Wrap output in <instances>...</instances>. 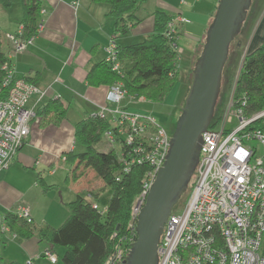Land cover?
I'll return each mask as SVG.
<instances>
[{
    "label": "built area",
    "instance_id": "2783aa9c",
    "mask_svg": "<svg viewBox=\"0 0 264 264\" xmlns=\"http://www.w3.org/2000/svg\"><path fill=\"white\" fill-rule=\"evenodd\" d=\"M44 12L40 9V16ZM185 22L183 17H176L169 22L164 33L169 46L178 54L176 27ZM41 27L40 22L37 29ZM5 39L10 45V53L19 54L33 44L34 36L25 35L22 23L14 32L6 34ZM106 51L104 61L112 72L120 74L115 37L110 40ZM7 58L10 61V57ZM1 67L5 72L2 87L8 89L6 97L0 101V171H3L11 165L30 134L35 114L27 104L32 96L41 92L34 84L15 77L10 62ZM234 89L232 87L218 129H207L201 135L194 185L185 208L177 214L171 212L163 227L156 251L157 264H264L260 247L264 237V134L252 128V122L264 117V109L247 117L243 111L246 101L242 98L236 100ZM106 96L116 108H101L87 118L112 116L117 133L124 135L126 152L120 156L123 173H128L134 165L149 167L142 179V190L131 206V221L127 227L129 246L115 245L103 262L123 264L136 238L137 215L157 170L164 164L171 138L165 129L155 124L151 114L126 111L119 105L127 98L134 100L126 95L121 85L110 86ZM104 137L110 145L116 143L112 131H107ZM253 141L263 148L260 156L255 155L256 148L248 145ZM92 207L97 209L95 204ZM13 213L27 224L33 222L31 212L24 205H19ZM0 225L3 236L10 233L9 227ZM10 234L12 239L17 238ZM43 257L50 263L56 261V256L48 250L43 251ZM25 264L32 263L28 260Z\"/></svg>",
    "mask_w": 264,
    "mask_h": 264
},
{
    "label": "trees",
    "instance_id": "16d2710c",
    "mask_svg": "<svg viewBox=\"0 0 264 264\" xmlns=\"http://www.w3.org/2000/svg\"><path fill=\"white\" fill-rule=\"evenodd\" d=\"M94 1L109 6L106 16L114 20L113 28L116 38L124 36L129 29L139 23L133 14L134 10L147 0ZM258 1L256 0L255 5ZM253 3L252 0L240 31L229 44L228 58L223 66L220 92L214 108V115L209 123V130L218 129V123L224 108L227 106L228 97L234 84V98L236 100L242 98L246 101L243 111L247 117H251L252 114L264 109V46L246 53L245 57L241 56L242 44L248 34L249 25L246 20L255 12ZM216 7L217 5L214 8L213 16L216 13ZM22 9L21 24H24L25 35L32 37L37 33V26L40 23V3L36 0H23ZM152 15V33L143 41L124 46L116 44L117 60L121 64L120 74L112 72L107 62L103 60V62L91 65L85 77L87 85L90 87L112 86L115 85V82L120 81L124 84L123 90L126 95L139 96L132 102L144 97V100L154 103H160L169 94L168 92L177 86L180 82L178 79L179 71L177 70L180 60L179 54L169 46V41L164 36L169 22L176 17L172 19L160 9L155 10ZM176 28L178 34L180 26ZM205 37L206 35L196 46L198 51L190 68L191 79L193 66L203 50ZM176 41L177 38L175 43ZM232 44L235 45V48L230 53ZM1 46L0 34V101L8 93V89L2 87L5 72L1 66L10 62L2 52ZM240 63H242L241 69L238 72ZM24 79L28 83L34 84L32 79L27 77ZM124 109L130 111L127 108ZM65 116L66 109L58 100H49L40 105L35 112V118L38 117L43 124L49 121L60 124ZM252 128L264 134V117L252 122ZM73 131L74 142L81 145L83 151L81 153H66L65 155V160L71 165V170L65 176L64 182L72 188H76L77 192L74 201L66 204L69 214L63 223L56 228L48 225L37 226L33 222L27 224L14 213L8 212L1 218L0 224L9 227L10 233L16 235L19 240H29L35 236L40 242H46L49 245L46 250L56 256L55 263L59 258L56 249L62 248L59 264H103L115 245L129 246L127 227L131 221V206L142 190V179L149 167L146 164L134 165L128 173H123L120 156L126 152L124 140L117 133L113 122L106 117L104 119L85 118L74 126ZM107 131H112L116 143L120 144L118 152L114 149L99 152L96 149L97 144L101 142L102 136ZM89 174L95 176L96 181L90 182ZM36 178V185L43 192L58 189L54 185L47 186L41 175L38 174ZM193 181L194 175L189 180L187 190L180 197L177 205L186 203L189 192L194 185ZM187 194L188 197L185 196ZM94 204L97 209H93ZM177 205L173 208L172 213L178 207ZM103 209L105 210L103 211ZM260 247L261 255L264 257V237ZM41 257H43V253ZM43 259L46 260L47 264H55L47 261L46 257Z\"/></svg>",
    "mask_w": 264,
    "mask_h": 264
},
{
    "label": "crops",
    "instance_id": "0c3cea01",
    "mask_svg": "<svg viewBox=\"0 0 264 264\" xmlns=\"http://www.w3.org/2000/svg\"><path fill=\"white\" fill-rule=\"evenodd\" d=\"M22 3L23 0H0L1 50L10 57L15 77L32 79L41 92L30 98L28 109L35 114L40 105L49 100H58L66 109V116L60 124L50 121L43 124L38 117L31 121L30 134L8 169L12 168L15 172L23 169L26 173L30 170L32 181L29 184L34 181V188L22 184L24 181L20 182L21 188L10 181H0V220L5 213H13L19 205H24L31 212L33 223L37 226L56 228L63 223L66 215L57 206V189L43 192L36 185V176L41 175L47 186L54 185L58 188L53 180L48 181L47 178L54 175V168H59L62 162H65L63 166L67 171L66 175L70 172L71 165L66 162L65 155L76 153L74 126L101 108H116L115 104L107 100L110 86L90 87L85 81L91 65L103 62L107 57L106 47L114 37V20L106 16L109 6L94 0H43L40 4V9L45 10L40 17L42 27L36 30L33 44L27 46L22 53L11 54L5 35L14 32L21 24ZM217 3L218 0H147L134 10L133 14L139 23L124 36L116 37L115 44L132 45L130 41L144 40L150 35L153 30L152 14L157 9L172 19L180 15L186 22L180 24L177 34L176 47L180 57L182 54L181 61L179 60L181 66L177 70H181L179 76L184 77L193 65L198 51L196 46L203 40L210 26ZM261 12L255 28L249 31L246 46L248 52L245 50L244 53L264 46V11ZM180 41L187 47L179 46ZM180 81V84L185 85L183 79ZM137 104L127 98L119 105L129 110L132 106H138ZM111 117L106 116L112 121ZM81 152L82 150L78 153ZM41 165L44 167H40ZM44 174L47 178L43 177ZM69 188V193L72 192L75 197L77 189L72 186ZM39 193L41 196L53 195L51 199H41L40 216L35 209V204L40 201ZM4 236L7 242L4 241L0 228V264H23L28 260L32 264H42V253L49 247L46 242H40L35 236L29 240L12 239L10 233Z\"/></svg>",
    "mask_w": 264,
    "mask_h": 264
},
{
    "label": "water",
    "instance_id": "95a60500",
    "mask_svg": "<svg viewBox=\"0 0 264 264\" xmlns=\"http://www.w3.org/2000/svg\"><path fill=\"white\" fill-rule=\"evenodd\" d=\"M218 1L205 33L203 50L193 66L192 83L170 137L169 151L137 215L136 238L123 264H157L156 251L163 227L195 173L201 135L207 132L214 115L229 44L240 31L252 3V0Z\"/></svg>",
    "mask_w": 264,
    "mask_h": 264
},
{
    "label": "rangeland",
    "instance_id": "374dc122",
    "mask_svg": "<svg viewBox=\"0 0 264 264\" xmlns=\"http://www.w3.org/2000/svg\"><path fill=\"white\" fill-rule=\"evenodd\" d=\"M253 8L255 10V12L252 14V16L248 17V19L246 20L248 22V34H247V37H246V40L243 41V49L241 50L242 51V55H245L246 53L245 50H247L248 52V49H247V41H248V37L250 35L249 31H252L256 24L258 23V15L260 14V12L264 11L263 10V6H264V0H259L257 5H255L256 3V0H253ZM255 6V7H254ZM262 9V10H261ZM261 12V13H262ZM181 37V36H179ZM184 38V37H183ZM182 39V38H181ZM239 39V38H238ZM132 40V39H130ZM143 39H135L134 41H130L131 44H136L137 42H140L142 41ZM237 41V40H236ZM179 42V41H178ZM180 45H183L182 47L186 48V44L182 41H180ZM234 48H235V45L232 44V47H231V52L234 51ZM200 52V51H199ZM199 52H198V55H199ZM180 54V53H179ZM181 57H182V54H181ZM181 57L180 55H178V58H180V61H181ZM180 61L178 63V67L181 66L180 65ZM180 68V67H179ZM178 71H181V70H178ZM190 72L191 70L188 72V74L184 75V77H180L179 76V81L180 80H184L185 81V85L183 83L180 84V82L177 84V86L175 88L172 89L171 92H168L169 94L166 95V97L160 102V103H154V102H148L146 100L144 101H141L140 98L136 101L138 104V106L136 107H133L132 108H129L130 112H144L145 114L146 113H150L152 116H154V119H155V124L163 129H165L166 133L168 134L169 137L172 136L173 134V131L175 129V124L178 120V118L180 117V112H181V109L184 107V100L188 94V89H189V86L191 85V77H190ZM180 73V72H179ZM176 75V74H175ZM116 84H119L123 87L124 84H122L120 81H117L115 82ZM233 87H235V84L233 85ZM129 95V94H128ZM129 97H132L133 99H137L139 96L137 95H129ZM142 99H144V97H141ZM229 98V97H228ZM228 104V103H227ZM225 109V108H224ZM224 111V110H223ZM222 115H223V112H222ZM121 138L124 139V135H120ZM101 142L99 144H97L96 146V149L99 151V152H107V150L109 149H114L116 152H118V149L120 147V144L117 142L113 145H110L109 142L106 140V138L104 137V135L102 136ZM249 146H251L252 148H256V151H255V155H261L263 153V148L259 145H257V142L253 141V142H250L248 143ZM75 147H76V150L75 152L78 153L79 151H83V147L81 145H79L78 143L75 144ZM65 162H62L61 165H59L60 167L59 168H54V175L51 177V178H47V175L44 174L43 177L44 178H47L48 181H51L53 180L56 185H58V189L55 193L56 195V198H57V206H59V208H61L63 211H65V217L66 218L69 214V210H67V207H66V204L74 201V194L72 192L69 193V186L68 184H65L64 182V176L66 175L67 171H65V166L64 165ZM40 167H44V165H41ZM41 170V169H40ZM39 170V171H40ZM21 171V172H20ZM47 171V169H46ZM45 171V173H46ZM6 174H9V175H6ZM31 176V171L29 170L28 173L24 172L23 169L21 170H17L16 172L13 171V169H7V170H3V171H0V181H10L14 186H16L17 188H21L22 184H25V186H27L28 188L32 187L34 188V181L32 184H29V181H32V178L30 177ZM33 177V175H32ZM6 181L4 183H6ZM21 181H24L22 184L20 183ZM89 181L90 182H94L96 181L95 179V176H91V174H89ZM82 186V185H81ZM79 186V187H81ZM38 192H39V189H38ZM63 192V193H62ZM190 193V192H189ZM53 194V192H52ZM51 194V195H52ZM31 195H33V193L31 192ZM42 194L39 193V199L40 201H38L36 204H35V209H36V212H38L39 216H40V202H41V199H44V198H52V196H48L47 194L44 195V196H41ZM190 195V194H189ZM186 197H188V194L185 195ZM186 199V198H185ZM182 201V200H181ZM188 201V200H187ZM186 201V202H187ZM54 204V202H53ZM186 204V203H185ZM185 204L182 205V203H179L177 206V208L173 211V214H177V213H180L184 208H185ZM0 228H1V225H0ZM3 236V235H2ZM8 236V235H6ZM4 237V241L7 242L6 240V237ZM63 249L62 248H57L56 251L58 252V260L55 264H59V259L61 257V251ZM42 264H47L45 260H41Z\"/></svg>",
    "mask_w": 264,
    "mask_h": 264
}]
</instances>
